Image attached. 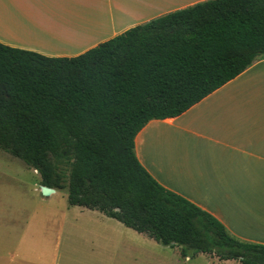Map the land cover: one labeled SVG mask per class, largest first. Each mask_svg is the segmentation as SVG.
<instances>
[{"label": "trees", "instance_id": "obj_1", "mask_svg": "<svg viewBox=\"0 0 264 264\" xmlns=\"http://www.w3.org/2000/svg\"><path fill=\"white\" fill-rule=\"evenodd\" d=\"M264 58V0H208L75 57L0 43V150L96 210L184 257L264 264L208 212L139 163L137 133L174 118ZM189 254V255H188Z\"/></svg>", "mask_w": 264, "mask_h": 264}, {"label": "crops", "instance_id": "obj_2", "mask_svg": "<svg viewBox=\"0 0 264 264\" xmlns=\"http://www.w3.org/2000/svg\"><path fill=\"white\" fill-rule=\"evenodd\" d=\"M205 1L0 0V43L75 57ZM134 150L162 187L211 214L236 238L264 245V58L179 116L148 122ZM34 216L12 220L14 231L2 228L0 264H136L131 236L140 233L99 211L68 204L54 209L49 244L35 243L45 221Z\"/></svg>", "mask_w": 264, "mask_h": 264}, {"label": "rangeland", "instance_id": "obj_3", "mask_svg": "<svg viewBox=\"0 0 264 264\" xmlns=\"http://www.w3.org/2000/svg\"><path fill=\"white\" fill-rule=\"evenodd\" d=\"M41 186L40 176L36 171L27 167L19 159L0 150V231L6 226L11 227V230L14 231L16 226L11 224L12 220L16 222L25 218L28 222L35 213L34 222L40 217L45 221L42 233L33 238L35 243H51L53 223L50 222L53 210H59V207L68 204L67 190H57L55 195L44 198L40 192ZM34 222L31 223L32 226H35ZM37 229L42 230L39 225ZM135 235L131 237L134 239L132 241H135V245L138 244V249H135L138 255L136 264H239L236 261H219L215 257L202 254L194 258L184 257L178 247H165L151 238L140 234ZM135 237H137V241ZM124 242L127 243V248H136L133 244ZM124 247H126L125 244L121 248L122 254Z\"/></svg>", "mask_w": 264, "mask_h": 264}, {"label": "water", "instance_id": "obj_4", "mask_svg": "<svg viewBox=\"0 0 264 264\" xmlns=\"http://www.w3.org/2000/svg\"><path fill=\"white\" fill-rule=\"evenodd\" d=\"M40 192H41L42 196L47 197L50 194H52L54 192V190L51 188L45 187V186H41Z\"/></svg>", "mask_w": 264, "mask_h": 264}]
</instances>
